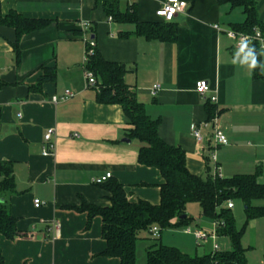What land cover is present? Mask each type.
<instances>
[{
	"label": "crops",
	"instance_id": "obj_1",
	"mask_svg": "<svg viewBox=\"0 0 264 264\" xmlns=\"http://www.w3.org/2000/svg\"><path fill=\"white\" fill-rule=\"evenodd\" d=\"M110 1L0 0V181L1 166H13L11 215L21 235L14 241L0 237L5 264H118L101 256L106 249L101 218L87 228V214L77 210L83 203L111 205V194L95 183L108 173L124 186L131 202H161L163 178L157 169L139 164L142 144L127 137L123 109L99 103L98 88L87 85L84 37L96 43L107 61L127 67L126 84L151 119L159 121L160 138L185 152L192 174L224 179L257 175L264 184V46L258 42L262 70L255 77L254 52L228 37L246 22L244 9L218 0H181L188 8L172 21L178 39L166 43L125 37L135 27L110 20L104 7ZM166 1L121 0V8L134 4L141 22L163 23L156 13ZM254 1L264 25V0ZM11 13L51 24L23 36L17 51L16 31L3 22ZM51 68L55 80L37 89ZM200 81L211 87L205 96L196 91ZM156 85L160 90L154 97ZM66 93L73 97L52 102ZM213 97L218 125L229 140L226 146H217L208 129H202L200 142L192 133L194 125L208 120ZM49 129H55V148L45 156ZM37 199L42 202L39 208L34 205ZM233 203L238 227L242 213L236 214L237 204L246 217L245 205ZM254 205L264 207V200ZM199 218L196 227L213 230L214 221ZM185 235L191 240L175 248L192 257L213 254L212 240L198 246L192 235ZM162 237L161 232V242ZM221 240L229 241L219 237L217 243ZM242 244L249 264H264V217L248 223Z\"/></svg>",
	"mask_w": 264,
	"mask_h": 264
},
{
	"label": "trees",
	"instance_id": "obj_2",
	"mask_svg": "<svg viewBox=\"0 0 264 264\" xmlns=\"http://www.w3.org/2000/svg\"><path fill=\"white\" fill-rule=\"evenodd\" d=\"M221 4L242 7L247 16L243 25L235 28L236 32L252 33L255 27L264 33V25L259 21L254 0H218ZM105 11L114 22L132 25L133 33L124 36L143 37L148 41L174 43L178 39V26L173 22H141L135 5L121 8V0L106 2ZM15 29L18 51L20 39L30 33L47 28L51 22L27 19L18 13H11L4 21ZM255 54V77L261 76L262 56L258 42L251 45ZM85 68L93 72L97 81V101L106 105H119L125 114L128 125L127 137L142 144L138 152V162L144 167L157 169L163 183L160 185L161 202L152 205L146 201L133 203L128 199L126 190L118 181L110 179L101 185L111 194V205L99 207L83 203L77 210L88 216L87 228L96 217L102 220V238L106 249L101 256L117 259L118 264H139L137 245L140 240L150 242L145 264H249L242 239L251 220L264 217V207H256L255 202L264 200V184L258 182L257 175H237L221 178L219 175L196 176L187 168V157L183 150L166 144L159 136V121L152 120L144 104L138 101L135 91L126 84L128 70L123 64L107 61L95 49ZM56 73L47 69L37 85L54 81ZM216 107L209 102L208 120L213 119ZM3 179L0 181V237L14 241L21 235L18 220L11 215L10 200L16 192L13 166H1ZM241 201L245 205L246 223L239 229L228 202ZM198 204L202 216L219 223L220 237H227L231 243V252H218L204 257H192L178 248L162 244L160 238L141 237V233L150 234L153 226L161 231L189 226L186 209L189 204ZM181 219V217H184ZM151 236V235H150ZM0 264H5L0 245Z\"/></svg>",
	"mask_w": 264,
	"mask_h": 264
},
{
	"label": "built area",
	"instance_id": "obj_3",
	"mask_svg": "<svg viewBox=\"0 0 264 264\" xmlns=\"http://www.w3.org/2000/svg\"><path fill=\"white\" fill-rule=\"evenodd\" d=\"M187 8H188V4L186 2H183L181 0H167L163 4V6L157 11L156 16L159 19L164 20L165 22H172L179 13H185L187 11ZM110 20H112V18H110ZM216 28L218 29L217 26ZM86 29H88V25L87 23H84L83 30L85 31ZM228 37L234 40L239 47L245 50L250 49L252 43L254 42H259L264 46V33H262L261 30L258 29L257 27L253 29L252 33H241V32H236V31L228 32ZM84 42H85V51H84V63L83 64L84 66H86V64L89 61V58L93 55L97 46H96V43L93 40L89 39L88 37H84ZM85 78H86L88 86L97 87V81H96V78L93 72L87 70L86 68H85ZM159 90H160V86L156 85L151 90V94L155 97L158 94ZM196 91L201 96H205L207 93L211 91V87L208 82L200 81L196 85ZM71 97H73V94L66 93V95L62 98L53 97L52 102L54 104H57L60 101L66 102ZM216 101H217V98L215 97L210 99L211 103H215ZM202 129H208L212 132L214 141L217 146L228 145L229 143L228 137L220 129L218 125V119L216 116L211 120H207L199 125L193 126V129H192L193 136L199 142L202 140V133H201ZM54 134H55V129H49L44 137V142H45L44 155L45 156L50 155L54 151V148H55L54 143H53ZM212 159L216 161V155L213 154ZM111 178H112V174L108 173L106 176L96 179L95 183L97 185H103L106 182H108ZM34 205L36 208H39L41 207L42 202L37 199L34 201ZM227 206L229 209L232 210L234 208V203L232 201L228 202ZM218 226H219V223L214 221L213 230H207L201 227L191 228V226H187L183 228V232L184 234L192 235L195 238L198 246H202L203 243L209 240H212L213 241V254H215V253L221 252V247L217 243L220 237L218 233ZM161 232L162 231L158 226H153L150 229V235L153 238L159 239L161 236Z\"/></svg>",
	"mask_w": 264,
	"mask_h": 264
},
{
	"label": "rangeland",
	"instance_id": "obj_4",
	"mask_svg": "<svg viewBox=\"0 0 264 264\" xmlns=\"http://www.w3.org/2000/svg\"><path fill=\"white\" fill-rule=\"evenodd\" d=\"M237 209H236V214H238V212H241V217H238V227H242L243 224L246 221V217L243 214L244 210H243V206L241 203L237 204ZM188 217H189V224L191 226V228H195L196 227V220L200 219L199 217L202 216V210L201 207L198 204H190L188 206ZM203 228H210V227H206L203 225ZM162 243L166 246H170V247H175L176 245H178L179 243H186V241L189 239L191 240L192 237L190 236H186L183 232V227H178V228H172L166 231L162 232ZM141 237L143 239L146 238H150L152 236H150V234H148L147 232H143L141 233ZM220 247L221 249H223L221 252H231L232 251V246L229 243V241H224L221 240L220 241ZM150 242L145 241V240H140L138 242L137 245V260L139 264H142V262L146 261V255H147V250L149 248Z\"/></svg>",
	"mask_w": 264,
	"mask_h": 264
},
{
	"label": "water",
	"instance_id": "obj_5",
	"mask_svg": "<svg viewBox=\"0 0 264 264\" xmlns=\"http://www.w3.org/2000/svg\"><path fill=\"white\" fill-rule=\"evenodd\" d=\"M124 142L130 143V140L129 139H125ZM184 218H185V216L181 217V219H184Z\"/></svg>",
	"mask_w": 264,
	"mask_h": 264
}]
</instances>
